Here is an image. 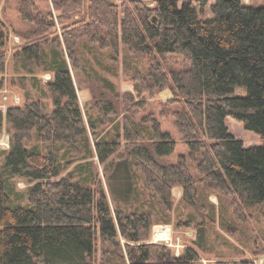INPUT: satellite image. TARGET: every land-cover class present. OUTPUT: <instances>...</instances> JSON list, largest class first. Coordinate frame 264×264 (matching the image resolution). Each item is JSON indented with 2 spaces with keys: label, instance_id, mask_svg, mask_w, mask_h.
<instances>
[{
  "label": "trees",
  "instance_id": "1",
  "mask_svg": "<svg viewBox=\"0 0 264 264\" xmlns=\"http://www.w3.org/2000/svg\"><path fill=\"white\" fill-rule=\"evenodd\" d=\"M150 1L20 0L28 34L19 54L53 74L47 85L54 110L28 100L0 111V134L6 121L11 144L0 168V264H96L98 253L99 264H205L199 253L208 250L205 221L216 223L210 195L228 196L240 218L264 205V145L247 148L227 125L233 118L264 139V6L215 0L213 16L205 18L192 0ZM7 43L0 20V91ZM45 44L52 47L50 61ZM82 46L112 50L115 60L125 52L147 61L142 71L125 54L137 97L123 96L125 111L111 131H99L80 105L71 67H80ZM166 90L173 97L154 102ZM99 105L115 116L107 98ZM166 121L187 149L175 160L179 142ZM95 158L111 173L115 208L99 173L84 174ZM10 178L29 182L28 207H11ZM140 184L160 210L143 201ZM175 187L203 216L180 221L197 236L179 256L151 240L155 225L173 223ZM133 200L139 205L130 210ZM257 246L264 254V241ZM235 250L234 259L215 264H253Z\"/></svg>",
  "mask_w": 264,
  "mask_h": 264
},
{
  "label": "rangeland",
  "instance_id": "2",
  "mask_svg": "<svg viewBox=\"0 0 264 264\" xmlns=\"http://www.w3.org/2000/svg\"><path fill=\"white\" fill-rule=\"evenodd\" d=\"M13 1L14 0H0V16L3 17L6 22H4L1 18L0 20L6 23V26L8 27V43L5 47L8 52L7 69L3 77L6 80V84L0 91V111H2L5 115L8 108L11 106L24 105L28 100H40L45 105L47 112H52L54 110L53 102L50 98L47 84L53 80V74L47 72L46 64H36L31 61L26 62V55H23L22 53L19 54V47L26 44V34L28 33L26 26L21 24L19 20L18 7L20 0H15L16 2L13 4L12 8L6 10V14L8 16L4 15V6L6 3L9 4ZM50 1L51 0H49V2ZM144 1L151 4L150 0ZM185 1L187 0H183L181 4ZM242 1L255 8H261L264 6V0ZM214 2L215 0H192L193 5L202 12V17L205 18H211L213 16L211 6ZM43 4H45V2H43ZM57 30L60 34L61 27H58ZM43 46L48 55L46 59L47 61H50V57L52 55L51 44H45ZM79 50L81 65L77 70H74L71 67V71L85 118L88 119L91 117V119H93L98 126L99 131H106L107 129L111 131L113 130L114 119L121 121L122 115L125 111V100L123 96L127 93H132L137 97L134 92L135 82L133 81L132 72L129 70L130 67L127 68L124 65L125 54L129 57V61L132 63L133 61L135 62V64H131V66L142 71L145 69V66L147 68V61L144 58L136 57L125 52L122 53L117 60H115V55H113L112 50H102L97 46L91 48L82 46ZM65 57H67V55H65ZM69 65H72L70 61ZM107 82L110 85L107 84ZM111 85H113V91L110 89ZM238 94H246V90L239 89ZM172 97V92L166 90L157 94L154 102H165ZM101 98H107L114 104L116 111L115 116L105 115L101 111L99 105ZM227 125L230 132L236 138L243 140L247 148L264 145V139L261 138L260 135L246 130L241 122L233 118H228ZM164 127L172 131L179 142L177 151L171 158V160H175L180 154L186 152L187 149L185 144L181 141L180 136L177 134L176 129L169 124L168 121L164 122ZM10 146L8 125L5 121L4 130L0 134V168L5 165L4 152L10 150ZM91 161L95 162L92 167H89L85 161L72 164L67 168L64 175L68 172L76 170L78 164L85 163L86 168L84 174H88L91 168L95 172L97 171V173H99V177L106 187L112 207L115 208L116 196L112 193V191H108L107 186V183L109 184L110 182L109 178H111L110 171L106 172L103 166L99 164L97 158L94 160L91 159ZM78 174L79 173L77 172V177H79ZM9 184L12 186V193L10 191L12 200L11 207H28L29 182L25 179L10 178ZM118 184V182H115L113 186H117ZM140 186L139 190L141 191L142 184H140ZM141 193L143 194V201H145V203L148 201V203H151L157 208V211L160 210L151 193L145 189H142ZM173 195L176 205L175 210L172 213L173 223L170 225H155L152 229L151 240L152 242L167 244L177 255L183 253L187 247L192 246L197 236L195 227L182 226L180 221H188L192 219L201 221L203 220V216L198 207H193L183 200V189L181 187H175L173 189ZM208 202L214 205L216 223L213 224L208 219L205 221L208 226L209 240L207 252L204 253L199 251L203 262L205 264H215L219 259H234L236 256L235 248L238 247L239 255L244 260L253 262V264H264L263 251L256 252L260 250L257 245L264 241V205L258 206L257 208L245 213V215L240 218L241 213H236V205L230 198H228V196L214 193L210 195ZM122 203L125 204L124 202ZM131 204L132 206H127L130 210H134L132 207L138 206L139 202L133 200L131 201ZM206 211L209 212V208H206ZM166 227L170 228V231H165L170 233L169 239L158 240L155 233L156 229H166ZM229 227L233 228L235 233L234 235L230 233L229 235L227 233L228 231H231ZM99 260L100 254L98 253L96 256V264H99Z\"/></svg>",
  "mask_w": 264,
  "mask_h": 264
},
{
  "label": "bare ground",
  "instance_id": "3",
  "mask_svg": "<svg viewBox=\"0 0 264 264\" xmlns=\"http://www.w3.org/2000/svg\"><path fill=\"white\" fill-rule=\"evenodd\" d=\"M165 230H168V231H170V228L169 227H166V229H161V228H157L156 229V236H157V239H164V238H169L170 236V233L169 232H165ZM178 256L180 255V254H177Z\"/></svg>",
  "mask_w": 264,
  "mask_h": 264
},
{
  "label": "crops",
  "instance_id": "4",
  "mask_svg": "<svg viewBox=\"0 0 264 264\" xmlns=\"http://www.w3.org/2000/svg\"><path fill=\"white\" fill-rule=\"evenodd\" d=\"M15 2H16V1L14 0L13 2H11V3H9V4L6 3V5L4 6V15L8 16V15L6 14V10L9 9V8H12V6H13V4H14ZM14 6H15V5H14ZM0 12H1V9H0ZM0 18H1L4 22H6L5 19H4L3 17L0 16ZM5 24H6V23H5Z\"/></svg>",
  "mask_w": 264,
  "mask_h": 264
},
{
  "label": "built area",
  "instance_id": "5",
  "mask_svg": "<svg viewBox=\"0 0 264 264\" xmlns=\"http://www.w3.org/2000/svg\"><path fill=\"white\" fill-rule=\"evenodd\" d=\"M7 144H8V143H7ZM165 231H166V230H165ZM164 239H166V238H164ZM164 239H158V240H164ZM168 239H169V238H168ZM168 239H167V240H168ZM161 242H163V241H161Z\"/></svg>",
  "mask_w": 264,
  "mask_h": 264
},
{
  "label": "water",
  "instance_id": "6",
  "mask_svg": "<svg viewBox=\"0 0 264 264\" xmlns=\"http://www.w3.org/2000/svg\"><path fill=\"white\" fill-rule=\"evenodd\" d=\"M156 20V19H155Z\"/></svg>",
  "mask_w": 264,
  "mask_h": 264
}]
</instances>
